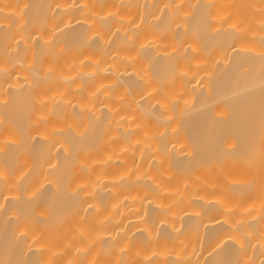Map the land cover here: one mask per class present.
<instances>
[{
	"label": "bare ground",
	"instance_id": "6f19581e",
	"mask_svg": "<svg viewBox=\"0 0 264 264\" xmlns=\"http://www.w3.org/2000/svg\"><path fill=\"white\" fill-rule=\"evenodd\" d=\"M0 264H264V0H0Z\"/></svg>",
	"mask_w": 264,
	"mask_h": 264
}]
</instances>
